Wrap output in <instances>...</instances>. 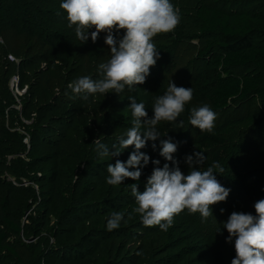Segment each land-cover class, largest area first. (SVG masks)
<instances>
[{"label": "rangeland", "instance_id": "374dc122", "mask_svg": "<svg viewBox=\"0 0 264 264\" xmlns=\"http://www.w3.org/2000/svg\"><path fill=\"white\" fill-rule=\"evenodd\" d=\"M61 2L0 0V13H6L0 18V232L8 234L5 243L19 255L0 246V264H52L50 259H56L55 264H231L236 255L234 240L226 242L223 223L234 211L255 215L254 203L264 199L260 195L264 191V114L258 130L241 135L230 149L233 158L220 165L224 171L216 173L217 179L230 193L225 202L212 207L213 216L202 222L199 213L185 210L174 217L166 232L145 226L134 211L137 205L130 184L144 190L156 166L151 160H159L160 167L171 166L159 155V139L156 150L151 141L140 150L151 158L141 169L140 180L126 179L116 186L106 183L107 165L117 159L126 162L134 146L119 157H101L92 142L100 137L111 149L132 126L128 97L143 103L151 118L155 99L171 81L178 87H192L189 111L205 105L216 67L198 57L196 41L184 43L175 64L156 84L146 78L144 84L131 90L126 86L120 94H95L84 100L68 85L85 75L101 78L98 66L111 53L104 43L106 33H100L95 43L76 37L75 26L68 27L67 14L59 7ZM261 5L264 0L255 7ZM44 34L54 37L50 43H45ZM23 44L26 50L20 52ZM257 102L264 113V98ZM246 111L244 103L236 102L217 114L215 124L235 121ZM161 128L160 139L171 137L177 143L174 158L187 174L184 157L196 151L192 143L200 130L190 123ZM234 158L240 159L238 166ZM5 197L14 221L22 227L20 235L3 223ZM113 212H123L124 220L118 229L108 231L107 220Z\"/></svg>", "mask_w": 264, "mask_h": 264}, {"label": "clouds", "instance_id": "9594fccd", "mask_svg": "<svg viewBox=\"0 0 264 264\" xmlns=\"http://www.w3.org/2000/svg\"><path fill=\"white\" fill-rule=\"evenodd\" d=\"M59 7L67 14L68 27L75 26V35L80 41L86 43L90 38L95 43L100 33H106L104 43L111 55L107 62L98 66L101 78L94 80L85 75L68 85L84 100L89 95L120 94L126 86L131 90L133 86L144 84L150 69L160 58L154 37L173 31L181 19L171 0H62ZM192 98V87H178L171 81L166 92L155 99L153 115L149 118L145 105L129 96L133 119L125 135L111 149L100 137L92 142L101 157H119L124 150L134 146L126 162L117 159L115 164L107 165L106 183L116 186L126 179L140 180L141 169L151 160L140 150L149 141L156 150L155 142L159 139V155L171 162V166L165 163L160 167L159 160H151L156 166L147 178L144 190L141 192L136 183L130 184V188L137 205L134 211L140 215L142 223L147 227L158 226L164 232L173 225L174 217L185 210L189 214L199 213L202 222L207 220L213 216L212 207L225 202L230 193V189L217 179L216 173L224 171L218 162L214 161L202 170L207 157L201 151H195L184 157L189 169L185 174L174 158L177 143L171 137L160 139L162 135L157 125L163 121L182 127L184 122L178 118ZM216 119L217 114L207 104L190 110V125L202 132H212ZM253 207L255 215L234 211L222 225L228 233L226 242L234 240L236 255L231 264H264V199L257 200ZM123 220V212L111 213L107 230L118 229Z\"/></svg>", "mask_w": 264, "mask_h": 264}, {"label": "trees", "instance_id": "16d2710c", "mask_svg": "<svg viewBox=\"0 0 264 264\" xmlns=\"http://www.w3.org/2000/svg\"><path fill=\"white\" fill-rule=\"evenodd\" d=\"M261 1L171 0L179 10L180 23L173 31L159 34L154 38L153 42L160 52V58L150 69V75L147 77L152 84H156L159 78L175 64L181 45L196 41L194 44L198 46V57L211 60L216 67V76L204 103L216 114L222 113L236 102H242L247 106L246 115L229 123H217L210 133L200 131L193 140L194 150L201 151L207 157L202 170H206L214 161L219 165L226 164V161L233 158L230 149L237 145L235 144L237 139L241 135L257 131L260 126L264 113L257 100L264 98V5L259 6V9L255 6L261 4ZM35 10L40 15L43 14L38 7H35ZM25 14L32 23H38L30 14ZM5 16V11H2L0 18L3 19ZM44 36L47 37L45 43H50L54 38L49 34ZM27 41L31 42V40ZM36 42L41 43L39 38ZM25 50L26 45L23 44L20 52ZM2 73L0 69V74ZM1 88L3 89L2 86ZM187 104L178 118L184 123H189L191 107L189 103ZM2 108L3 105L0 103V112H3ZM169 125L170 123L165 122L163 125H157V129L160 132L161 126ZM234 159L235 166H238L240 159ZM262 172L264 173V168ZM233 176L234 179L240 177L236 169L233 170ZM260 195L264 196V191ZM1 206L3 223L12 233L20 235L22 227L14 221L7 197L2 200ZM102 235L101 233L100 236ZM7 237L6 232H0V246L18 257L17 252L5 243ZM50 260H54L53 264L56 259ZM45 264L51 263L48 261ZM95 264L105 263L102 261Z\"/></svg>", "mask_w": 264, "mask_h": 264}]
</instances>
